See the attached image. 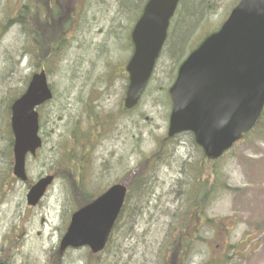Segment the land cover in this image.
<instances>
[{"label": "rangeland", "instance_id": "374dc122", "mask_svg": "<svg viewBox=\"0 0 264 264\" xmlns=\"http://www.w3.org/2000/svg\"><path fill=\"white\" fill-rule=\"evenodd\" d=\"M194 2L187 0L190 10L197 6ZM237 2L202 0L197 16L201 17L200 23L194 20L192 33L185 32L188 40L185 47H180V55L171 56V51L163 54L140 103L126 112L123 103L128 81L122 78L121 65L130 52L128 44L139 18V0H81L76 11L80 12L78 21L56 52L52 45L63 33L65 36L70 22L64 25L56 20V38L48 43L40 27L32 40L25 32L27 12L23 19L19 15L27 0H0V143L11 140L8 103L25 91L29 76L40 71L42 59L48 61V82L54 92V100L39 111L44 146L37 157L27 159L29 182L18 183L9 203L0 208V261L87 263L90 252L86 249L67 250L62 257L58 252L79 202V191L71 185L69 173L63 168L80 163L84 184L88 185L86 191L93 193L139 169L136 184L141 186L134 193L138 205L131 210L140 213L130 222L121 220L108 251L98 257L97 263H172L168 245L174 239H170V234L173 227L179 228L182 219L172 220L165 213L174 212L179 206L173 190L180 169L195 177V168L203 155L186 133L165 141L172 109L167 92L173 83L176 63L182 62L207 33L217 30ZM182 6L181 2L180 9ZM31 7L37 21L40 1L32 0ZM174 31L172 26V37L176 35ZM73 144L74 159L70 155ZM9 157L11 162L9 151L0 146V170L7 168ZM218 167L222 180L219 193L208 201L204 217L225 223L202 226L196 233V243L185 251V256L179 257L181 262L172 264H211L212 260H224L226 256L225 264H264V117ZM149 172L159 178L153 192L142 190L145 175H152ZM211 172L207 169V179ZM47 175H55L53 185L42 202L30 208L26 203L28 189ZM200 176L204 178L202 171ZM151 195H155L153 203L157 206L162 197L153 215L142 211ZM136 219L138 225L133 230ZM220 230L224 236L217 235ZM244 247L254 250L246 256L240 250Z\"/></svg>", "mask_w": 264, "mask_h": 264}, {"label": "water", "instance_id": "95a60500", "mask_svg": "<svg viewBox=\"0 0 264 264\" xmlns=\"http://www.w3.org/2000/svg\"><path fill=\"white\" fill-rule=\"evenodd\" d=\"M180 0H149L132 32L135 52L128 64L129 87L124 108L138 103L167 39ZM173 102L168 137L190 132L209 160L220 159L258 122L264 109V0H241L221 29L207 37L181 65L169 91ZM53 94L45 75H36L11 108L14 135L13 172L28 180L26 158L42 146L37 108ZM54 177L37 181L27 205L37 206ZM127 188L117 184L76 211L60 244L102 252L118 220Z\"/></svg>", "mask_w": 264, "mask_h": 264}, {"label": "flooded vegetation", "instance_id": "af4514ba", "mask_svg": "<svg viewBox=\"0 0 264 264\" xmlns=\"http://www.w3.org/2000/svg\"><path fill=\"white\" fill-rule=\"evenodd\" d=\"M36 1H40V5H41V7L38 9L40 12V16L38 17L37 21H35L34 19L35 10L31 7L32 0H27V3H23L25 5L24 6L22 5L21 10L19 12V13L27 12V22L29 26L25 22V28H26L25 32H26V36H28L30 39L33 40L36 38L38 34V31L36 30L40 27L42 31H44V41L48 43L50 40L56 38V30L54 29V25H53V23L56 20L61 21V23H63L64 25L70 22L68 30H65V36L63 33V36L59 40H57L56 44L52 45L53 51L56 52L60 49L61 43L67 40L68 31L71 30V27L78 21L77 17L80 12L77 13L76 11L81 4V0H36ZM21 18L23 19V17ZM128 46L130 52L126 56L123 65H121L122 78L125 81L126 80L128 81L129 79V75L127 72V65L134 53V45L132 44L131 38ZM41 65L42 67L39 72L36 71L33 75L29 76L30 79L28 84L33 79V77L38 74L45 75L46 79L48 80V73H49L48 61L46 60L43 61L42 59ZM43 106H41V108H43ZM0 146L5 147L6 151H9L10 153V149L12 146L11 140L8 139L3 144L0 143ZM202 155H203L202 160L199 165L200 168H197L198 166L197 165L195 171L200 169V171L204 173V178L203 176L199 177L198 175H196L195 177L190 176L188 172H184L182 169H180L178 178L175 181V186L173 191H174L175 199H178L177 201L179 202V206L177 210H175L174 212L171 213L169 212L165 214H169L172 220L182 219V222L180 223L179 228L175 229L173 227L172 229L173 231L170 234L171 237L170 239L181 240V241L197 240L198 237L196 233L201 229V227L209 226V224H212L210 223L212 220L204 217L208 204L207 199L204 198L208 197L207 189L211 183H214V180L212 179L209 182L207 177H205V175L207 174V169H210L212 172L219 173L218 164L220 162L209 161L205 157L203 152ZM138 173H139V169L137 168L136 173H133L132 175H125V176L123 175L124 183L128 188V193L123 206L121 217L122 220L128 222H130L133 218H135L136 214L140 213L139 210L134 212L131 210L132 208H135L138 205V202L135 203L134 201L130 200L128 197L129 193H131V189H133V187H135L134 185L136 184V182L139 181L136 180V178L139 175ZM148 174H152V175H145L144 179L142 180L143 181L142 190H146V191L150 190L153 192L152 187L159 183L158 182L159 178L155 173L149 172ZM18 183L20 182H18L17 178L14 175L12 161L10 162V158H9V162L7 163V168L4 170H0V208H2L4 205H7L9 203V199L10 197H12V194L14 193ZM199 184H201V186ZM140 186L141 183H137L135 188L137 187L140 188ZM197 186L201 187V200H194V193L196 191ZM184 188L186 189V192L184 191ZM154 196L153 195L149 196L146 201V206L142 207V211L145 214L149 213L153 215L158 210V207L161 204L162 197L158 199L159 205L157 206L154 204L155 201H153V198H155ZM134 197L135 196L133 195L132 198ZM184 198H186V200H184ZM151 209H153L154 212ZM180 212H181V216L178 217V213ZM133 222H134V226H133V230H134L136 225H138V219L134 220ZM218 222H220L221 226L224 225L225 223L224 221L217 220L216 224ZM224 234L222 233V230L217 232L218 236L219 235L224 236ZM180 253L182 255L183 251H180Z\"/></svg>", "mask_w": 264, "mask_h": 264}, {"label": "trees", "instance_id": "16d2710c", "mask_svg": "<svg viewBox=\"0 0 264 264\" xmlns=\"http://www.w3.org/2000/svg\"><path fill=\"white\" fill-rule=\"evenodd\" d=\"M147 1L148 0H139V3H141L138 7V9L140 11L139 16H140L142 9L145 6ZM201 1L202 0H195L194 4L195 3H198V4L195 8L190 10V8L188 7L187 0L185 1V3H184V0H182L183 6L181 7V9H179V11L177 12V16L172 21V24L174 22L173 29L175 30L174 32L176 33V35L174 37H170L168 44L166 45V50L164 51V54H167L171 51V56L176 55L178 57L180 55L179 54L180 47H182V46L185 47L187 40H188L186 38V37H188V36H186V34L188 35V34L192 33V29H191L192 23L194 22V20L197 19V16L200 13L198 6L201 4ZM200 18L201 17H199L196 20V22ZM199 23H200V20L198 21V24ZM185 32H186V34H185ZM183 43H185V44H183ZM180 64H181L180 62H177L175 65V68H174L175 75H176V72H177ZM167 94H168V92H167ZM169 101H170V99H169ZM170 103H171V101H170ZM263 117H264V113L262 114V117H261L260 121L258 122L257 126L261 124ZM189 135L191 136V134H189ZM249 135H250V133L244 137V140L247 139ZM191 138H192V136H191ZM166 140L169 141L168 139L165 138V141ZM193 143H194V141H193ZM163 147H164V145H162L161 150L163 149ZM75 149H76L75 145L73 144L71 146V154H70L73 159L76 157V156H74ZM71 162H72L71 159H69L68 165H70ZM197 168H200V166L198 165ZM63 169L68 171L67 172V173H69L68 176L71 178V182H70L71 185H73L79 191V200H78L79 202H77L78 204H77L75 210L80 209L83 206L90 204L91 202L94 201L95 198H97L100 194H102L107 189V187H104L101 189V191H98V193H93L92 191L91 192L86 191V188L88 187V185L86 183L84 184V181H85L84 180L85 175L83 174L84 168L80 165V163L76 167L73 165H70L69 167H64ZM200 173H201L200 169L196 170V175H198L199 177H200ZM132 174L130 173V175H132ZM214 176H215V181H214L215 183H211L209 185V187L207 189L208 190V192H207L208 197L204 198V199H207V201H213V199H215V197H217L218 193H219V188H220L219 187L220 186L219 181H222V180H220V172L219 173H217V172L208 173V181L210 182L212 179H214L213 178ZM81 177H82V181H81ZM75 182H78V183L74 184ZM118 183L123 184L124 179L119 180ZM199 185L201 186V184H199ZM222 186H223V184H221V187ZM225 186H226V183H225ZM90 188H91V190L95 189V188H93L92 183L90 185ZM232 191H235V190L232 189ZM134 193H135V187H133V189H131V193L129 194L128 197L130 200L135 202L136 198L135 197L132 198ZM194 200H201V187H199V186L196 187V191L194 193ZM216 221L217 220H213V221H211V222L209 221V222L214 223ZM120 222H121V216L118 220V223H120ZM112 240H113V237L109 243H112ZM170 241L171 242H169L168 247H170L169 249L172 250L171 262L175 261L176 263H178V261L181 262V259L179 257L185 256V251L187 252V250L190 249V247L196 243V241H182V242H181V240H170ZM257 247H258V245H256L254 249H256ZM108 249H109V245H108V247L104 253H106V251H108ZM247 249L248 248H246V247H244V249L243 248L240 249V250H242L243 255L245 252L246 256H247L250 251L252 252L254 250V249L250 250V247L248 250ZM180 251H183L182 255H180L181 254ZM100 256H101V254L100 255H93L90 253L88 261L86 264H98L97 259H98V257L100 258ZM176 256H178V257H176ZM223 258H224V260L218 258V259L212 260V262L211 261L210 262H211V264H225V262H226L225 259L227 258V256L223 257ZM101 264H107V262L102 261Z\"/></svg>", "mask_w": 264, "mask_h": 264}]
</instances>
